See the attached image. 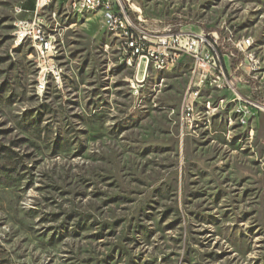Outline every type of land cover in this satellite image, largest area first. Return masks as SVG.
<instances>
[{"label": "rangeland", "instance_id": "rangeland-1", "mask_svg": "<svg viewBox=\"0 0 264 264\" xmlns=\"http://www.w3.org/2000/svg\"><path fill=\"white\" fill-rule=\"evenodd\" d=\"M18 1L0 0V264H264V111L244 122L207 84L180 137L189 60L145 69L94 11L56 2L43 16L60 78L40 79L14 40ZM122 1L217 32L226 76L250 39L261 72L237 89L264 107V0Z\"/></svg>", "mask_w": 264, "mask_h": 264}, {"label": "built area", "instance_id": "built-area-1", "mask_svg": "<svg viewBox=\"0 0 264 264\" xmlns=\"http://www.w3.org/2000/svg\"><path fill=\"white\" fill-rule=\"evenodd\" d=\"M55 2L61 7H68L69 13L81 14L84 8H95V15L98 14L102 20V29L118 43V52L125 55L127 50H135L136 61L143 62L145 69L150 66V62L176 67L178 60H189V67L184 72L186 91L180 105V116H177L180 137L196 131L197 126H192V113L198 112L200 93L207 84L230 91L233 98H236V108L242 110L244 122L249 111H264L263 105L237 89L239 86L248 89V83L255 81L261 72L259 60L249 50L251 40L240 39L233 43L232 49L238 64L235 68L231 67L226 76L217 32L203 33L188 29L187 25L181 23L170 24L161 19H145L139 8L134 4L128 5L129 1L35 0L33 18L28 21L20 19V23H14V40L37 42L40 45L41 57H37L41 62L40 79L50 76L57 81L61 73V70L50 64L54 44L53 40L47 39V21L43 16L44 5ZM16 13H24L21 1L17 2ZM239 44L248 45V52H240Z\"/></svg>", "mask_w": 264, "mask_h": 264}, {"label": "bare ground", "instance_id": "bare-ground-1", "mask_svg": "<svg viewBox=\"0 0 264 264\" xmlns=\"http://www.w3.org/2000/svg\"><path fill=\"white\" fill-rule=\"evenodd\" d=\"M47 6V5H44V7ZM68 10L69 8L66 7ZM17 9H15V15L18 16L19 14L16 13ZM87 11H94L95 12V8H84L81 10V13H84V12H87ZM78 14V13H77ZM14 23H20V19H15L14 20ZM47 39H50V36L49 34L47 33ZM243 40H250V39H243ZM17 42L19 43H22V42H25L24 40H17ZM16 42V43H17ZM32 44V47H34V49L36 50V53H37V57H41V47L40 45H38L37 42H30ZM248 45L246 44H239V51L240 52H243L244 48H246ZM124 56H127L128 59H136V56H135V50H127L126 51V54ZM151 65H153L155 68H158V69H164L165 67L167 66H162V65H158L157 62H150ZM42 88V85H41V82H38V91H40L39 89ZM193 115V113H192Z\"/></svg>", "mask_w": 264, "mask_h": 264}, {"label": "crops", "instance_id": "crops-1", "mask_svg": "<svg viewBox=\"0 0 264 264\" xmlns=\"http://www.w3.org/2000/svg\"><path fill=\"white\" fill-rule=\"evenodd\" d=\"M21 1V7L24 11L23 14H19L17 16L18 19H21V20H31L33 18V14H34V11H35V0H19ZM98 15V14H96ZM99 16V15H98ZM189 29V27H188ZM257 113V112H255Z\"/></svg>", "mask_w": 264, "mask_h": 264}, {"label": "trees", "instance_id": "trees-1", "mask_svg": "<svg viewBox=\"0 0 264 264\" xmlns=\"http://www.w3.org/2000/svg\"><path fill=\"white\" fill-rule=\"evenodd\" d=\"M237 64H238V60L235 59L234 61H232L231 67L235 68Z\"/></svg>", "mask_w": 264, "mask_h": 264}]
</instances>
